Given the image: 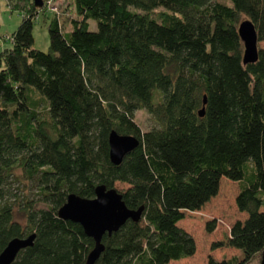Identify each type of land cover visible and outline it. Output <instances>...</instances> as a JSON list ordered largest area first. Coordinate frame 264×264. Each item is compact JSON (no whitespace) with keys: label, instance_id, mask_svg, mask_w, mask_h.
<instances>
[{"label":"trees","instance_id":"1","mask_svg":"<svg viewBox=\"0 0 264 264\" xmlns=\"http://www.w3.org/2000/svg\"><path fill=\"white\" fill-rule=\"evenodd\" d=\"M71 2L75 15L66 7L52 18L42 51L34 48L32 0H7L23 17L0 52V254L35 235L11 264H86L94 240L58 210L68 195L93 199L104 185L143 212L103 236L94 264L191 258L197 242L179 224L230 181L246 218L210 250L239 254L210 255L208 264L262 256L264 0ZM243 20L254 24L259 48L246 65ZM139 110L151 117L149 129L136 120ZM113 131L139 141L119 165L109 155ZM215 228L207 222V233Z\"/></svg>","mask_w":264,"mask_h":264},{"label":"rangeland","instance_id":"2","mask_svg":"<svg viewBox=\"0 0 264 264\" xmlns=\"http://www.w3.org/2000/svg\"><path fill=\"white\" fill-rule=\"evenodd\" d=\"M72 0H44L43 8L38 10L33 25L34 48L47 51L50 45L48 26L54 16H63L66 7H69L67 14L75 15ZM66 14V13H65ZM66 14V15H67ZM65 15V16H66ZM67 15V16H68ZM23 14L20 11L9 7L7 0H0V52L11 46L9 37L17 30L22 21ZM66 23V21H65ZM61 24L63 26L64 22ZM91 30L96 29L95 21H91ZM71 31V25L66 32ZM259 47L264 48L260 43ZM136 120L142 128L149 129L153 122L148 113L139 110L136 113ZM222 180L228 181L225 178ZM116 188L122 190L127 188L124 184H117ZM238 193V185L234 183L222 182L218 195L212 199L202 210L196 213H187L186 218L179 225L188 231L196 240L198 245L197 253L181 261H172L169 264H208V257L211 255L215 259L229 258L238 255L239 252L232 248H222L211 251L213 242L224 240L229 234L230 228L236 221H243L246 218L241 213L235 203ZM216 221V228L213 233L206 232L208 221ZM248 264H261V256H256Z\"/></svg>","mask_w":264,"mask_h":264},{"label":"water","instance_id":"3","mask_svg":"<svg viewBox=\"0 0 264 264\" xmlns=\"http://www.w3.org/2000/svg\"><path fill=\"white\" fill-rule=\"evenodd\" d=\"M32 2L37 10L43 8L44 0H32ZM238 33L244 45L243 63L245 65L255 63L259 48L254 24L250 20H243L239 25ZM199 115H204V109ZM109 145L110 159L113 164L119 165L124 157L139 145V141L133 136H123L113 131L109 136ZM142 212V207L137 210L129 209L116 189L99 185L95 189L93 199L82 198L76 194L68 195L66 202L58 210V216L80 224L85 234L94 240L95 246L86 261V264H94L104 250L103 236L116 232L128 220L138 222ZM34 239L35 235H31L28 238L11 240L0 254V264H11L22 249L33 245ZM261 264H264V251Z\"/></svg>","mask_w":264,"mask_h":264}]
</instances>
